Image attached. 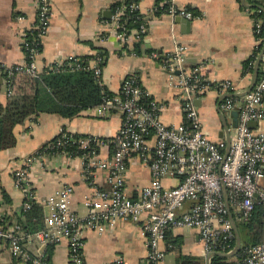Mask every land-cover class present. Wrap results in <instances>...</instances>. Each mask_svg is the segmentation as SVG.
I'll return each mask as SVG.
<instances>
[{"label":"crops","instance_id":"obj_1","mask_svg":"<svg viewBox=\"0 0 264 264\" xmlns=\"http://www.w3.org/2000/svg\"><path fill=\"white\" fill-rule=\"evenodd\" d=\"M122 1L49 0V26L41 37V49L35 60L38 75L43 68L67 56L79 57L101 52L103 65L100 66V79L103 86L113 93L117 92L123 77L135 73L140 85L157 104L160 120L165 124H178L184 120L177 83L179 73L170 74L161 62L171 54L176 42L184 43L188 46L184 69L205 85L194 96L202 130L212 140L226 141L224 135L220 136L223 120L218 110H222L227 122H231V111H224L222 102L227 96H232L240 103L243 96L229 95L218 82L229 80L236 84L238 90L231 94L241 93L250 86L254 65L264 48V42L255 46L253 20L247 7L260 5L263 0H257L256 5L250 3L255 0H175L178 6L192 13L189 24L168 15L161 7L162 0H139L138 10L144 17L146 28L140 53L134 50L138 40L133 35L124 41L116 34L112 16L115 3ZM159 9L161 12L158 13ZM36 19L37 0H0V70L25 60L23 33ZM256 49H259L257 56L249 62ZM150 51H156L161 58L152 57ZM261 62L264 63V52L259 66ZM247 64L250 69L246 68ZM6 99V88L2 83L0 101L4 103ZM120 122L118 114L107 112L100 116L96 106H93L72 117L41 112L16 124L13 128L15 144L0 150V219L4 224L8 226L20 222L23 214V195L15 184L13 170L21 165L24 156L39 150L63 128L77 134L110 138L117 132ZM254 129L264 132V118L256 122ZM230 132L231 136L233 129ZM150 142L153 143V140ZM99 153L102 157L110 155L112 146H101ZM84 168L81 156L65 153H53L45 156L41 163L32 164L30 185L45 216L46 206L38 201L64 185L73 188L74 210L80 215L86 214L85 199L96 188H105L107 184L104 170L94 169L87 176ZM150 179V169L143 160L135 154L130 156L127 159V194L136 198ZM177 181L170 177L163 179L164 185L176 184ZM191 205L192 202L185 201L178 213ZM229 211L238 226L241 211L233 204L229 205L228 217ZM168 230L170 238L164 235L160 242L165 256L158 264H206L209 252L205 250L197 229L169 227ZM84 235L85 264H109L115 256L124 258L129 264L144 263L147 237L142 222L120 219L102 232L86 230ZM25 246L33 253L44 252V256L50 249L48 259L51 264H69L65 239L43 246L34 238H26ZM236 260L237 256L226 258L228 264ZM0 264H19L7 244L1 240Z\"/></svg>","mask_w":264,"mask_h":264},{"label":"built area","instance_id":"obj_2","mask_svg":"<svg viewBox=\"0 0 264 264\" xmlns=\"http://www.w3.org/2000/svg\"><path fill=\"white\" fill-rule=\"evenodd\" d=\"M139 0H129L115 8L112 22L117 36L126 41L133 35L139 40L145 32L142 23L138 28L127 29L122 16L128 11H138ZM165 12L172 17L192 19V13L175 0H162ZM264 0L260 5L247 7L255 33V46L264 42L261 35ZM49 26V0H37V19L23 33V62L3 67L6 73V95L10 96V78L15 73L38 76L36 56L39 53L41 37ZM133 30V31H132ZM29 31L34 33L28 37ZM134 32V33H132ZM188 46L176 42L171 54L163 58L161 65L170 74L178 71L177 83L182 98L184 120L178 124H165L158 115L157 104L144 89L135 73L125 75L117 92L104 96L96 106L97 113L104 116L114 112L121 118L117 132L110 138L90 134H77L61 129L59 134L45 143L39 150L26 155L21 165L13 170L16 186L23 195L22 212L29 210L36 202L35 191L30 185V170L34 162H42L53 153L78 152L83 159L84 170L89 176L94 169L106 172L105 188H96L85 199L87 212L78 214L72 207L73 188L64 185L38 202L48 209L45 226L34 233L26 234L20 222L8 226L0 219V240L7 244L10 253L19 264H51L43 253H33L25 246V239L37 240L43 246L53 245L65 239L69 264H85L83 248L84 232H102L111 228L120 219L142 222L146 234L147 252L143 264H158L165 251L160 247L165 231L169 227L197 229L207 253L229 251L234 232L228 217L229 205H236L241 219H249L255 202L264 206V132L249 125L250 121L264 118V63L263 73L256 79L251 90L240 103L232 96L222 102L224 111L238 110L237 126L230 136L229 150L224 139L212 140L202 130V122L194 103L195 93L205 88L200 79L184 69ZM159 58L156 51L149 53ZM81 65L76 56H67L50 64L60 69L65 65L91 69L101 83L100 57ZM1 71V70H0ZM1 73V72H0ZM9 84V85H8ZM223 90L231 94L237 91L236 84L229 80L218 82ZM151 139L153 143H151ZM112 146V153L101 156L99 148ZM138 155L149 167L151 179L136 198L126 192L127 159ZM165 177L176 178V184L164 185ZM226 188V199L222 187ZM185 201L192 202L189 209L178 213ZM109 264H129L124 258L115 256ZM230 264H264V233L262 240L242 249V256Z\"/></svg>","mask_w":264,"mask_h":264},{"label":"trees","instance_id":"obj_3","mask_svg":"<svg viewBox=\"0 0 264 264\" xmlns=\"http://www.w3.org/2000/svg\"><path fill=\"white\" fill-rule=\"evenodd\" d=\"M124 0L122 3H128ZM255 1H251V5H256ZM116 4V5H115ZM114 5L119 6L121 2ZM161 9L158 10V13ZM264 11L257 15L263 17ZM125 20L127 29H135L140 24H145L143 15L138 11H127L121 18ZM35 31H29L28 37L32 38ZM145 33L142 35L144 36ZM141 35V36H142ZM261 35L264 37V22ZM143 36L134 44V50L140 53V46L143 42ZM41 45L39 46V51ZM260 49V48H259ZM259 49L254 51L251 62L258 54ZM97 57L101 58L99 66L103 65L101 52L94 55L79 56L81 65H88L89 61ZM161 57H159L160 59ZM76 63L71 66L65 65L60 69L45 67L39 73L38 77L31 76L26 73H15L10 78V87L12 93L7 96L6 101H0V150L11 147L15 144V136L13 128L16 124L23 122L29 116H37L41 112L57 113L63 117H72L81 110L97 106L102 102L104 96L112 95L101 83L94 78L93 71L85 68H75ZM262 62L257 72V79L262 76ZM247 69L248 64L246 66ZM2 83L5 86L6 73L2 71ZM0 83V89L2 87ZM72 155H79L78 152H71ZM20 223L24 233L31 234L45 226V215L43 208L35 202L32 207L23 212L20 217ZM238 229L241 234V249L236 254L237 258L242 256V249L247 245H254L262 240L264 233V206L260 202H255L253 212L249 219H240L237 221ZM166 238H170V230L165 231ZM174 243V242H172ZM234 245V237L231 240V246ZM50 250V249H49ZM49 250L45 255V259L49 262ZM211 264H228L226 258L221 256H213Z\"/></svg>","mask_w":264,"mask_h":264},{"label":"water","instance_id":"obj_4","mask_svg":"<svg viewBox=\"0 0 264 264\" xmlns=\"http://www.w3.org/2000/svg\"><path fill=\"white\" fill-rule=\"evenodd\" d=\"M178 19L179 22H184L185 24H189V20H187L186 18L184 17H176ZM263 52H264V48L261 50L259 56L257 57V60L255 62V65H254V71H253V74H252V78H251V83H250V86L243 92L241 93H238V94H229V95H237V96H244L247 92H249L252 88V86L255 84L256 82V79H257V72H258V67H259V62L261 60V57L263 55ZM179 72L178 71H175L174 74H178ZM0 83H2V76L0 74ZM227 95V94H226ZM220 109V108H219ZM222 120H223V130H222V134L220 135L221 137H223V135L225 136V139H226V143H227V147H226V154L228 153V150H229V144H230V131L231 129H233L234 127L237 126V122H238V110H231L230 112V115L232 117V121L231 122H227V120L225 119V113L222 111V110H218ZM256 122L257 121H250L249 122V125L254 128L255 125H256ZM223 189V193L225 195V199H226V188L223 186L222 187ZM226 202H227V199H226ZM227 208L229 210V204L227 203ZM46 209V215L48 213V209ZM229 219H230V222H231V226H232V229H233V232H234V245L233 247L227 251V252H222V251H213L211 253H209L207 255V260H206V264H210V259L217 255V256H221L223 258H229V257H234L236 256V254L240 251L241 249V236H240V233H239V230L235 224V221L233 220V217L231 216V213L229 211Z\"/></svg>","mask_w":264,"mask_h":264}]
</instances>
